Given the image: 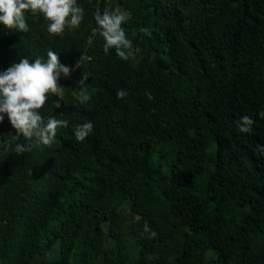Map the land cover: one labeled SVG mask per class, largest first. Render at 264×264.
Masks as SVG:
<instances>
[{"label": "trees", "instance_id": "obj_1", "mask_svg": "<svg viewBox=\"0 0 264 264\" xmlns=\"http://www.w3.org/2000/svg\"><path fill=\"white\" fill-rule=\"evenodd\" d=\"M77 3L83 21L62 37L39 14L25 13L27 33L0 24V72L49 49L70 68L89 58L61 76L62 107L39 110L68 121L51 146L17 155L29 142L0 122V264H264V0ZM98 4L127 14L137 60L105 55L97 33L86 44Z\"/></svg>", "mask_w": 264, "mask_h": 264}, {"label": "clouds", "instance_id": "obj_2", "mask_svg": "<svg viewBox=\"0 0 264 264\" xmlns=\"http://www.w3.org/2000/svg\"><path fill=\"white\" fill-rule=\"evenodd\" d=\"M25 13L41 15L47 21V32L61 37L66 30L71 32L78 29L84 18V9L77 0H0V24L5 28L27 33L29 26ZM93 15L96 24L94 31L103 39L104 54L108 55L110 49H115L117 57L125 61L137 60L141 49L138 45H133L122 27L126 22V13L119 6L105 8L101 12L98 4ZM139 32L151 36L148 27L139 28ZM76 67L80 65L77 63L70 68L62 64L58 53L49 49L46 59L38 56L30 62L24 57L19 63H13L0 72V122H3L6 115L16 137L22 136L29 142L15 145L14 151L17 155L40 146H51L58 130L68 126L67 120L53 116L45 119L39 110L50 97L59 98L54 101L55 108L62 107L60 101L64 98V87L59 84V80L61 76L69 78ZM88 78L82 73L81 79L77 81L81 104L90 99L86 84ZM145 94L149 100L153 99L150 93ZM126 95L123 89L117 91L118 99H123ZM258 115L264 119V111ZM254 124L255 121L248 115L241 116L237 122L241 133H251ZM93 130L94 124L91 121L78 125L74 131L76 141L83 142ZM258 151L264 155V146H259ZM144 231L150 232L151 237L156 236L147 224Z\"/></svg>", "mask_w": 264, "mask_h": 264}, {"label": "rangeland", "instance_id": "obj_3", "mask_svg": "<svg viewBox=\"0 0 264 264\" xmlns=\"http://www.w3.org/2000/svg\"><path fill=\"white\" fill-rule=\"evenodd\" d=\"M126 17H127V14H126ZM74 94L79 95V91H75ZM16 138H17L16 135L12 136V140H15ZM119 210L121 211L126 222H129V221L134 220L136 218V216L132 215L129 212V210L125 204H123ZM103 228L105 229V226ZM132 245H133V242L131 239H129L127 242V246H132Z\"/></svg>", "mask_w": 264, "mask_h": 264}, {"label": "built area", "instance_id": "obj_4", "mask_svg": "<svg viewBox=\"0 0 264 264\" xmlns=\"http://www.w3.org/2000/svg\"><path fill=\"white\" fill-rule=\"evenodd\" d=\"M94 29L95 28H92V30H91V35L86 39V44H89L90 42H91V36L92 35H94L96 32L94 31ZM89 58H88V56H87V52H86V50H84L83 51V53L80 55V57L79 58H77V59H75L74 60V63H73V65H72V67L71 68H73L77 63L79 64V65H81V63L84 61V60H88ZM79 67H76L75 68V70L76 69H78ZM59 98L57 97V100H58Z\"/></svg>", "mask_w": 264, "mask_h": 264}]
</instances>
